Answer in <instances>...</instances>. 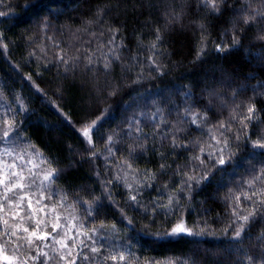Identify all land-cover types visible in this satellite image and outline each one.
Listing matches in <instances>:
<instances>
[{"label": "trees", "instance_id": "obj_1", "mask_svg": "<svg viewBox=\"0 0 264 264\" xmlns=\"http://www.w3.org/2000/svg\"><path fill=\"white\" fill-rule=\"evenodd\" d=\"M217 4L218 14L201 0H0L1 119L56 170L51 197L87 233L75 256L51 239L42 256L0 219L5 254L264 264V0ZM3 192L9 232L37 230ZM180 222L196 234L160 237Z\"/></svg>", "mask_w": 264, "mask_h": 264}, {"label": "rangeland", "instance_id": "obj_2", "mask_svg": "<svg viewBox=\"0 0 264 264\" xmlns=\"http://www.w3.org/2000/svg\"><path fill=\"white\" fill-rule=\"evenodd\" d=\"M3 104L0 98V139L4 143L0 149V165L2 166L0 175L21 173L25 177L23 183H25L26 187L19 195L26 196V199L22 202L23 208L32 217V221H35L36 228L39 222V228L36 230L37 236H41L44 233L50 234L43 240L34 239V242L41 243L40 247H36V254L40 251H45L47 239H51V243L55 247L58 244L56 241L65 243L67 245L66 250H70L71 254L75 256L76 250L83 242V237H87V235L79 228L77 220L63 212L59 208H62L60 203L55 202L51 197L54 194L51 188V181L56 174V170L49 165L44 156L33 146L13 139L10 136L11 131L8 136H4V131L9 124L7 118L1 119ZM12 165H15V167H11ZM49 171H52L53 174L46 181L44 176ZM16 180H18V177L13 178V182H16ZM29 202L32 205L31 208L28 207ZM57 223L60 227L53 232L52 225ZM7 256L11 257L10 255Z\"/></svg>", "mask_w": 264, "mask_h": 264}, {"label": "snow or ice", "instance_id": "obj_3", "mask_svg": "<svg viewBox=\"0 0 264 264\" xmlns=\"http://www.w3.org/2000/svg\"><path fill=\"white\" fill-rule=\"evenodd\" d=\"M202 4H205L207 6H209L211 11L216 12L217 14L220 12V7L217 4V0H201ZM220 3H223V0H220ZM0 15H3V13H0ZM264 15V14H261ZM254 17H247L244 19V23L248 24L250 23V21L253 19ZM159 39V37H158ZM235 43V41H234ZM219 47V46H218ZM249 112V116L248 119H252L253 114H254V108L250 107L248 109ZM99 119V118H98ZM96 122L93 121V125ZM92 128V125H89L87 127H85L82 130V133L85 137H89V133L90 130ZM12 130V125L9 124V126L7 127V129L4 131V136H8L9 132ZM256 146L260 147V148H264V143H259ZM218 163L223 164L225 163V160L223 157H221L218 161ZM11 167H15V165H12ZM52 171H49L45 174L44 176V180H49L52 176ZM18 177V180H16V182H13V178ZM257 179H259V177H257ZM25 180V177L21 174V173H11V174H6V175H0V185L3 186L4 188V192H3V198L4 201L10 205L12 208L14 209H20L21 211H23V204L22 202L26 199V196L21 195L18 197V200H16V202H13L12 199H10L9 197V193H15L16 190H21L23 191L26 187L25 183H23V181ZM246 199H250V197H245ZM132 199H135V197H132ZM259 205L261 207H264V201H260ZM31 203L29 202L28 207L31 208ZM5 209V205L4 203H0V211H4ZM256 211L257 209H253L252 211H250L247 215L241 216L239 217V220L242 221V223H240V226L236 229L234 236L235 237H240L241 234L245 231L246 226L249 224V222L254 218V216L256 215ZM15 216H19V218L21 219V221L24 220L23 216H20L19 213H15ZM0 219L3 220V224L5 226L4 228V234L5 235H10V236H14L17 238V240L20 239H24L27 240L28 244L31 246L33 244L34 239H46L50 234L49 233H44L41 236H37V232L36 230H33L32 232H29V229L27 227L24 226L23 223L18 224V225H14L12 226V230L11 232H9V225H8V220L7 219H3V217H0ZM60 227V225L57 224H53L52 225V231L55 232L58 228ZM37 228H39V222L37 223ZM23 231L24 233H27L28 235L26 236H19L18 232L19 231ZM188 234V235H194L196 233H193V231L191 229H188L183 222L177 223L174 227L171 228V230L167 233L164 234H160V237L163 238L164 236H169V237H174V236H178L180 234ZM85 235H87V233H85ZM258 239H264V233L261 234L260 237H258ZM56 243L61 245L62 249H66L67 245L65 243H63L62 241H56ZM19 247H21V245H17L15 250H18ZM93 252H98L99 249L97 248H93L92 249ZM39 255L42 256H47V252H43L40 251ZM67 255H71L70 250L68 251ZM66 257L62 256L61 259H65ZM28 259H31L33 261H35L36 257L32 256L29 257ZM28 259H23L21 260L19 257L16 256H12L9 257L5 254V249L3 247H0V260H4L7 262V264H28ZM111 259L113 261H116L117 259H119L120 261H124L125 257L123 255H120L119 257L116 256H112ZM251 259V258H250ZM72 264H75V257L72 258Z\"/></svg>", "mask_w": 264, "mask_h": 264}]
</instances>
